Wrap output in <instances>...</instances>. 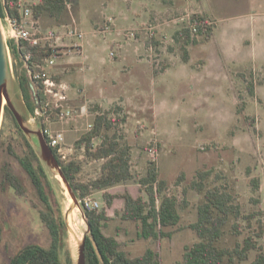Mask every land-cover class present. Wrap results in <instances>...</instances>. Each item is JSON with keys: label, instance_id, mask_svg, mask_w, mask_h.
Here are the masks:
<instances>
[{"label": "rangeland", "instance_id": "obj_1", "mask_svg": "<svg viewBox=\"0 0 264 264\" xmlns=\"http://www.w3.org/2000/svg\"><path fill=\"white\" fill-rule=\"evenodd\" d=\"M38 1L22 0L23 9ZM202 6L216 17L214 36L210 41L199 36L198 43L190 44L191 59L186 63L181 43L173 39L183 24L174 19L187 9L200 14ZM35 21L43 32L76 28L83 33L77 39L82 49H74L67 40L61 46L62 55L48 70L70 85L69 104L76 113L63 120L46 119L51 130L65 135L66 146L71 148L66 160L82 161L80 179L97 176L103 162L88 159L84 148L77 146L99 112L95 110L98 105L102 111L111 110L113 119L126 117L119 128L132 145L134 177L114 188L139 184L154 161L160 178L168 181L167 193L190 201L180 210L181 223L188 225L198 219V205L205 196L191 182L199 169H209L208 187L230 190L243 213H258L251 221L238 219L240 234L232 229V219L219 244L233 247L255 234L258 221L264 225V0H204L202 5L201 0H68L59 18L44 14ZM2 23L8 35L10 23L3 18ZM150 26L155 27L159 42L152 47L147 44L151 39L146 28ZM134 29L138 39L126 35ZM253 39L258 40L256 46L247 42ZM11 55L15 93L23 101L15 66L20 72L26 63L22 58L16 62ZM250 83L255 85L254 95L249 92ZM99 143L95 139V146ZM21 151H25L23 139L4 114L0 127V218L4 225L0 264H10L25 245L52 244L50 229L41 218L43 203L16 156ZM255 178L260 180L259 190L253 186ZM57 196L65 212L68 201L59 192ZM92 197L101 209H108L103 207V191ZM116 216L109 218L105 232L127 242L132 256L153 245L136 239L135 221L122 218L119 212ZM81 227L86 230L84 222ZM65 239L76 257L72 238ZM198 240L196 232L187 227L154 247L160 252L161 264H182L185 246ZM256 240L264 250V234ZM254 257L252 251L247 260L237 259L234 264H251Z\"/></svg>", "mask_w": 264, "mask_h": 264}, {"label": "trees", "instance_id": "obj_2", "mask_svg": "<svg viewBox=\"0 0 264 264\" xmlns=\"http://www.w3.org/2000/svg\"><path fill=\"white\" fill-rule=\"evenodd\" d=\"M68 0H39L37 3L27 5L32 9L35 19L48 14L59 18L66 8ZM22 0H0V14L3 19L11 18L19 20L22 17ZM209 15L196 14L198 19L206 18ZM213 19V18H212ZM214 25L197 26L196 29L188 25H182L173 33L174 41L181 43L182 58L184 62H190L191 56L188 46L199 42V36H203L205 41H210ZM157 38L147 41L158 45ZM9 46L16 62L22 58L26 62V67L22 71L16 70L18 77V89L25 100L29 112L36 114L38 109H43L44 114L40 117L44 128L47 127L46 119L52 121L59 119L56 111H47L43 108L46 96L41 83H37L30 78L40 70L53 52L46 43L32 44L27 40H10ZM60 80V76L54 77ZM249 92L255 94V85L250 83ZM92 127L82 133L77 140V146L84 148V153L88 159L102 160V164L97 176L82 180L79 174L82 171V161L71 159L62 161L57 149L53 147L54 153L70 180L79 199L87 195H92L96 191H103V197L108 207H111L114 199L118 196L109 191L110 188L131 181L134 177L132 171V145L120 132L119 125L126 120L111 117V110L102 111L97 105ZM5 115L11 118L17 127L24 144V150L16 154L20 165L30 177L33 187L36 189L44 210L41 218L50 229L52 244L49 247L40 244H29L23 247L18 254L12 258V264H73V254L65 239L68 230L64 221V214L57 197L56 191L33 147L19 127L13 113L6 106ZM46 138L48 140V135ZM95 139H100L98 146H95ZM212 171L209 169H199L195 179L191 182L193 189L204 192V201L198 205V219L188 225L181 223V209L190 205L188 199L180 201L176 195L167 193L168 181L160 178L158 167L151 161L147 167L146 174L139 179V183L145 189L148 199L133 197L125 193V208L123 217L135 221L138 225L137 240L144 239L153 243L146 248L143 254L132 256L126 249L127 242L108 235L104 227L109 221L107 211L103 209H85L87 219L91 225L92 232L100 247L106 264H161L159 250L154 244L162 243L165 238L173 235L184 228H190L196 232L199 240L191 245H186L183 253L182 264H234L236 260H247L252 251L255 257L251 264H264V250L258 244L256 237L264 234V225L259 222L254 235H248L243 242H238L233 247L221 246L220 240L225 234L226 225L232 222V229L236 234H240V223L238 219L244 218L248 221L255 218L258 213L246 215L242 207L235 201V197L230 190L218 187H208L207 180L211 177ZM255 190L260 189V180L253 179ZM250 223V222H249ZM65 254V257H63ZM87 264H101L95 248L90 240L86 243Z\"/></svg>", "mask_w": 264, "mask_h": 264}, {"label": "water", "instance_id": "obj_3", "mask_svg": "<svg viewBox=\"0 0 264 264\" xmlns=\"http://www.w3.org/2000/svg\"><path fill=\"white\" fill-rule=\"evenodd\" d=\"M6 106L13 113L19 127L36 152L56 194L61 193L68 201V207L65 212L63 211V214L68 235L75 245L76 257L73 255V264H87L86 243L88 238H90L101 264H106L87 219L85 208L49 144L42 122L37 121L35 115L29 112L24 99L20 101L17 98L12 55L0 14V127ZM81 222L86 224V230L81 227Z\"/></svg>", "mask_w": 264, "mask_h": 264}, {"label": "built area", "instance_id": "obj_4", "mask_svg": "<svg viewBox=\"0 0 264 264\" xmlns=\"http://www.w3.org/2000/svg\"><path fill=\"white\" fill-rule=\"evenodd\" d=\"M196 14L199 13H194L187 9L178 18L174 19V21L177 23L181 22L180 24L188 25L195 29L197 26L214 25L216 23L211 16L204 19H197L195 17ZM202 14L203 13H200V16ZM7 20L11 26L9 34H6L9 40L19 41L23 39L31 42L32 44L46 43L52 49L53 54L46 59V63L42 70L34 73L33 75L30 71V78L37 83H41L46 96L43 108L47 111H56L59 117L58 120H63L75 115V109L69 104L71 90L70 85L62 80H56L53 75L48 72V70L50 68L49 66L55 65L57 57L62 55L61 46L65 45L67 40L72 41V47L74 49H82V44L77 39H82L83 33L76 28H71L60 33L55 30L43 32L38 28L37 22L32 14V9L29 6H26L22 10V17L19 20L11 18H7ZM146 29L150 39L156 38L154 26L147 27ZM137 32L138 31L136 29L130 30L127 31L126 35L130 38L138 39L139 35ZM150 46L152 47L153 45ZM112 55L115 56V53H112ZM43 114L44 110L38 109L35 117L39 118ZM88 127L89 129L92 127V122L88 124ZM44 131L45 134L48 135V142L50 146L57 149L59 158L65 162L71 160L72 158L66 160L67 151L71 150V148L66 146L64 133L60 130L53 131L48 126L44 128ZM155 153L156 150L152 149L151 154ZM80 201L85 209H101L99 201L93 198L92 195H87L83 199H80Z\"/></svg>", "mask_w": 264, "mask_h": 264}, {"label": "crops", "instance_id": "obj_5", "mask_svg": "<svg viewBox=\"0 0 264 264\" xmlns=\"http://www.w3.org/2000/svg\"><path fill=\"white\" fill-rule=\"evenodd\" d=\"M203 2H204V0H201V5H202ZM202 7L203 8L201 10H198V12H201V13H204L206 15H209V16L213 17L216 20V17L214 16L213 13H211L209 10L204 8V6H202ZM216 23H217V20H216ZM214 32H215V29H214ZM213 36H214V33H213ZM213 36H212V38H213ZM247 42L251 43L254 46H256L258 44V40H256V39L247 40ZM261 44H262V41H261ZM109 191L111 193H113V194H117L118 195L114 199L112 206L108 207V209H106L107 216L110 219L111 218H114V219L117 218L116 214L118 212L122 215V218H124L123 217V210L125 208V199L122 197V195H124L125 193H129L130 195H132L135 198L142 197V198H144V200L148 199L147 193H146L145 189L141 186L140 183L139 184L138 183H136V184H128V185L120 186V187H117V188L112 187V188L109 189ZM104 206H106V203H104L103 207ZM124 219H126V218H124ZM137 233H138V231H137ZM137 233H136V237H137ZM108 235H111V234H108ZM112 236H114V235H112ZM115 237L117 239L121 240L118 236H115Z\"/></svg>", "mask_w": 264, "mask_h": 264}, {"label": "flooded vegetation", "instance_id": "obj_6", "mask_svg": "<svg viewBox=\"0 0 264 264\" xmlns=\"http://www.w3.org/2000/svg\"><path fill=\"white\" fill-rule=\"evenodd\" d=\"M3 231H4V225H3V223H2V221H1V218H0V240H1V237H2V234H3ZM31 244H37V243H31ZM29 245V244H28ZM26 246V245H25ZM25 246H23V247H25ZM22 247V248H23ZM22 248H20L17 252H16V254H18V252L22 249ZM15 254V255H16ZM14 255V256H15ZM14 256H12V258L14 257ZM12 258L10 259V264H12Z\"/></svg>", "mask_w": 264, "mask_h": 264}, {"label": "bare ground", "instance_id": "obj_7", "mask_svg": "<svg viewBox=\"0 0 264 264\" xmlns=\"http://www.w3.org/2000/svg\"><path fill=\"white\" fill-rule=\"evenodd\" d=\"M82 223H83V222H82ZM82 223H81V224H82Z\"/></svg>", "mask_w": 264, "mask_h": 264}]
</instances>
